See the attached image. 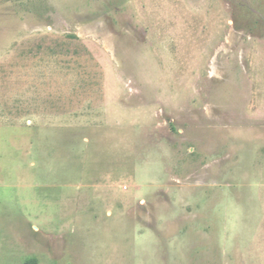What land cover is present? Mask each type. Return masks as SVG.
<instances>
[{
    "label": "rangeland",
    "instance_id": "rangeland-1",
    "mask_svg": "<svg viewBox=\"0 0 264 264\" xmlns=\"http://www.w3.org/2000/svg\"><path fill=\"white\" fill-rule=\"evenodd\" d=\"M0 264H264V0H0Z\"/></svg>",
    "mask_w": 264,
    "mask_h": 264
}]
</instances>
